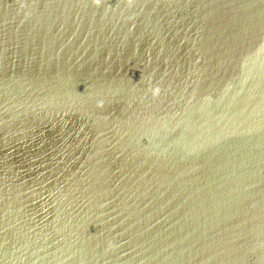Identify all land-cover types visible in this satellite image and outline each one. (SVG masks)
<instances>
[{
  "label": "water",
  "instance_id": "water-1",
  "mask_svg": "<svg viewBox=\"0 0 264 264\" xmlns=\"http://www.w3.org/2000/svg\"><path fill=\"white\" fill-rule=\"evenodd\" d=\"M0 264H264V0H0Z\"/></svg>",
  "mask_w": 264,
  "mask_h": 264
}]
</instances>
